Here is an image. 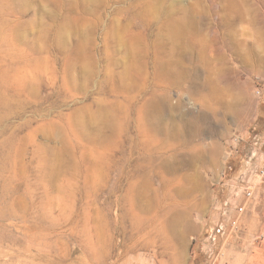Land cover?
<instances>
[{
    "label": "rangeland",
    "instance_id": "obj_1",
    "mask_svg": "<svg viewBox=\"0 0 264 264\" xmlns=\"http://www.w3.org/2000/svg\"><path fill=\"white\" fill-rule=\"evenodd\" d=\"M263 160L264 0H0V264H264Z\"/></svg>",
    "mask_w": 264,
    "mask_h": 264
},
{
    "label": "bare ground",
    "instance_id": "obj_2",
    "mask_svg": "<svg viewBox=\"0 0 264 264\" xmlns=\"http://www.w3.org/2000/svg\"><path fill=\"white\" fill-rule=\"evenodd\" d=\"M152 111H154V110H152ZM158 130H159V129H158ZM165 132H166V131H165ZM164 135H165V134H164ZM206 138H207V137H206ZM187 139H188V138H187ZM147 142H148V141H147ZM198 159H199V158H198ZM186 160H187V162H185V163H188V162L195 163V161L198 162V160H196V159H194V158H192V159H190V160H189V159H186ZM185 163H184V164H185ZM167 164H168V163H167ZM193 166H194V164H193ZM163 167H164V166H163ZM189 169H191V168H189ZM166 170H167V169H166ZM183 170H184V169H183ZM193 170H194V169H193ZM193 170H192V171H193ZM161 171H162V170H161ZM161 171H160V172H161ZM181 171H182V170H181ZM176 173H177V172H176ZM189 173H190V172H189ZM186 174H187V173H186ZM192 174H193V175H197V174H194V173H192ZM172 175H173V174H172ZM190 176H191V175H190ZM187 177H189V175L186 176V178H187ZM196 177H197V176H196ZM182 178H183V177H182ZM184 178H185V177H184ZM197 179H198V178H197ZM197 179H196V180L194 181V183H193L194 190H198V189H199V186H200L199 182H197ZM137 180H138V179H137ZM137 180H136V181H137ZM164 180L166 181V179H164ZM184 180H185V179H184ZM186 180H187V179H186ZM189 180H190V179H189ZM167 181H168V180H167ZM134 182H135V181H134ZM139 182L143 184V182H141L140 179H139ZM139 182H137V183L135 182V184H138ZM140 183H139V185H140ZM145 183H146V182H145ZM185 183H186V182H185ZM188 183H189V181H188ZM130 184H132V183H130ZM148 184H149V183H147V185H148ZM186 184H187V183H186ZM191 184H192V183H191ZM172 185H174V183H172ZM129 186H130V185H129ZM137 186H138V185H137ZM144 186H145V185H144ZM144 186H142V187H144ZM131 187H132V186H131ZM128 188H129V187H128ZM133 188L136 189L137 187L135 186V187H133ZM167 188H168V187H167ZM167 188H166V189H167ZM138 189H139V187H138ZM138 189L134 190V191H133V194H135L134 196H139L140 198H142L141 196H144V194H143L144 191H143V190L139 191ZM169 189H170V188H169ZM131 190H132V189L130 188V191H131ZM137 190H138V191H137ZM147 190H148V189H147ZM152 190H153V189H152ZM164 190H165V189H164ZM201 190H202V189H201ZM177 191H178V193H177L178 195H179V193L183 195V194H185V192H186V191L183 190V188L178 189ZM148 192H149V191H148ZM148 192H147V194H148ZM172 192H173V191H172ZM175 192H176V191H175ZM188 192H190V191H188ZM150 193H151V192H150ZM186 193H187V192H186ZM190 193H191V192H190ZM193 193H194V192H193ZM196 194H197V192H196ZM196 194H195V195H196ZM131 195H132V193H131ZM191 195H192V194H191ZM128 196H129V195H128ZM165 196H166V195H165ZM165 196H164V197H165ZM176 196H177V195H176ZM197 196H199V195H197ZM130 197H131V196H130ZM171 197H172V195H171ZM171 197H170V198H171ZM188 197H189V196H188ZM170 198H169V199H170ZM196 198H197V197H196ZM175 199H176V198H175ZM175 199H174V200H175ZM184 199H185V196H184ZM190 199H191V198H190ZM130 200H132V197L130 198ZM133 200L136 201V199H134V198H133ZM172 200H173V199H172ZM176 200H177V199H176ZM182 200H183V199H182ZM191 200H192V199H191ZM198 200H199V199H198ZM169 201H170V200H169ZM177 201H178V200H177ZM186 201H187V200H186ZM194 201H195V200H194ZM139 202H140V201H139ZM187 202H188V201H187ZM187 202H186V203H187ZM196 202H197V201H196ZM202 202H203V201H202ZM145 203H146V201H145ZM174 203H175V202H174ZM194 203H195V202H194ZM132 204H133V203H132ZM141 204H142V203H141ZM190 204H191V203H190ZM144 205H145V204H144ZM141 206H143V205H141ZM179 206H180V205H179ZM147 207H148V206H147ZM198 207H199V206H198ZM144 219H145V218H144ZM152 219H153V218H152ZM153 220H155V219H153ZM145 221H146V220H145ZM152 222H153V221H152ZM142 223H143V222H142ZM142 223H140V224H142ZM149 223H150V222H149ZM144 225H145V224H144ZM150 226H152V225H150Z\"/></svg>",
    "mask_w": 264,
    "mask_h": 264
},
{
    "label": "built area",
    "instance_id": "obj_3",
    "mask_svg": "<svg viewBox=\"0 0 264 264\" xmlns=\"http://www.w3.org/2000/svg\"><path fill=\"white\" fill-rule=\"evenodd\" d=\"M260 177H261L262 181H264V160H263V164H262L261 169H260ZM248 196H250V197L252 196V191L248 192ZM243 210H244L243 208L240 209V211H243Z\"/></svg>",
    "mask_w": 264,
    "mask_h": 264
}]
</instances>
